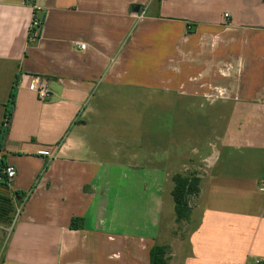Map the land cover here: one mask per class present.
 <instances>
[{"label": "crops", "instance_id": "crops-1", "mask_svg": "<svg viewBox=\"0 0 264 264\" xmlns=\"http://www.w3.org/2000/svg\"><path fill=\"white\" fill-rule=\"evenodd\" d=\"M35 9L45 18L32 43ZM17 77L2 154L17 173L10 192L27 196L0 264H151L156 245L169 264L264 263V139L229 124L185 157L201 192L178 224L164 193L183 170L156 162L159 147L146 142L143 159L142 140L113 139L106 111L114 90L157 89L230 104L231 125L264 122V0H0V125ZM36 77L47 101L30 89Z\"/></svg>", "mask_w": 264, "mask_h": 264}, {"label": "rangeland", "instance_id": "rangeland-1", "mask_svg": "<svg viewBox=\"0 0 264 264\" xmlns=\"http://www.w3.org/2000/svg\"><path fill=\"white\" fill-rule=\"evenodd\" d=\"M175 96L162 94L157 89L155 92L142 89L112 91L109 94L111 104L106 111L110 115L112 131L118 133V137L113 139H121L122 142L127 141V143L129 141V146L135 138L142 140V144H137L135 148L143 155V159L147 145L153 148L159 147L156 154L154 151L155 161L160 163L168 161L170 169L174 168L175 172L183 170V173L190 172V170L184 171L185 168L181 167L184 158L190 154L192 157H200L204 150L209 149V143L215 141L216 133L228 128L229 124L230 132L241 131L247 138L255 139V143L264 139V122L256 126V121L248 117L249 120L247 118L245 121H239V118L231 125L232 105L229 106L230 104L191 101L181 96L179 100H175ZM238 121L242 124H238ZM211 131L213 134L208 135ZM145 143L147 145L144 146ZM242 145L246 147V143L243 142ZM118 147H123V144L113 141L112 148ZM196 149L202 152L194 156L193 152ZM195 161L199 162L200 159L197 158ZM258 161L264 166V154L262 160ZM143 171L146 173L148 169ZM165 186V190L172 189L173 183L169 182ZM164 196L166 203L164 218H166L168 206L173 205V200L168 192H165ZM165 223L166 219L163 225Z\"/></svg>", "mask_w": 264, "mask_h": 264}, {"label": "trees", "instance_id": "trees-1", "mask_svg": "<svg viewBox=\"0 0 264 264\" xmlns=\"http://www.w3.org/2000/svg\"><path fill=\"white\" fill-rule=\"evenodd\" d=\"M28 3L34 6V0H27ZM34 17H38L41 20V24L44 22V15L39 16L38 11L34 10ZM41 25V28H42ZM30 36V35H29ZM30 41V39H29ZM31 42V41H30ZM35 43V42H32ZM18 91V77L13 84L8 102L6 104L4 121L0 125V241L4 242L7 236L6 229L10 228L15 212L16 204H20L27 196L23 192H10V184L6 174V158L2 154L5 140L9 134L10 126L13 120L15 103ZM171 181L173 183V189L171 196L174 202L176 222L182 224L188 222L192 213L191 201L198 198L201 192L200 185L201 179L197 172L189 173H175ZM83 219H72L70 227L71 229H80L82 227ZM169 246L156 245L151 250L150 260L151 264H169ZM264 264V263H259Z\"/></svg>", "mask_w": 264, "mask_h": 264}, {"label": "built area", "instance_id": "built-area-1", "mask_svg": "<svg viewBox=\"0 0 264 264\" xmlns=\"http://www.w3.org/2000/svg\"><path fill=\"white\" fill-rule=\"evenodd\" d=\"M143 14H141V16ZM228 17H229V14H226L225 18H228ZM41 25H42L41 20L38 17H33V21L31 23V26L29 29V35H30L29 39L31 42H36L39 39V37L41 35V30H42ZM77 46L82 50L85 49L84 44L77 43ZM30 89H31V91H33L36 94L37 98L40 101H47L51 96L50 90L48 89L46 84L44 82H42V80L38 77L33 78L32 82H31ZM39 154L44 156V157H52L53 156L51 152L46 151V150L40 151ZM5 171H6V174H7L9 181H11L17 174L14 167H7ZM21 210H22V205L17 207L13 223H12L11 227L7 229L8 233L11 232L14 223L16 222L18 216L21 213Z\"/></svg>", "mask_w": 264, "mask_h": 264}]
</instances>
